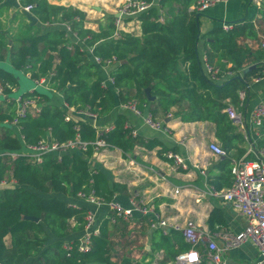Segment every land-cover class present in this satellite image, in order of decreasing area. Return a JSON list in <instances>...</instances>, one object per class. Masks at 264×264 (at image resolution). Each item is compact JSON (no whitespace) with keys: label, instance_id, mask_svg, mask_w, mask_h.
<instances>
[{"label":"trees","instance_id":"16d2710c","mask_svg":"<svg viewBox=\"0 0 264 264\" xmlns=\"http://www.w3.org/2000/svg\"><path fill=\"white\" fill-rule=\"evenodd\" d=\"M20 2L33 5L32 14L42 24H69L72 33L85 40L82 47L70 42L63 28L43 33L37 26L26 25L8 49L12 67L29 74L32 80L54 73L48 80L49 88L62 93L68 107L78 112L90 111L100 120L116 103L138 100L141 108L149 105V112L156 119L176 108L174 115L182 122L215 123L216 135L228 150L236 149V143L243 139L224 110L229 107L227 100L241 103L240 93L248 92L262 71L257 57H264V51L252 48L247 41H260L264 9L259 10L261 20L257 23L246 19L234 23L230 31L217 28L202 35L201 14L190 10L195 0H161L162 12L151 8L139 17L142 38L124 33L115 38V20H110L107 32L96 35L85 28L86 15L78 9L53 6L47 0ZM4 8L0 7V11ZM99 39L106 40L97 45ZM201 41L207 61L234 76L219 83L205 74L199 52ZM5 46L0 42L1 50H6ZM88 49L102 61L116 58L117 64L109 70L114 89L118 90L116 95L103 85L97 66L88 58ZM228 63L232 65L229 70L225 68ZM18 86V78L0 67L4 94L10 96ZM149 87L156 97L154 102H149L145 94ZM22 97H38L41 110L36 116L28 113L19 120V138L11 127L16 118L15 102L4 101L0 107V182L8 176L15 183L0 188V264H144L132 252L123 251L120 241L130 239L129 222L116 219L113 212L101 222L99 233L91 237L89 251L80 252L78 240L71 243L68 251L65 240L83 230L88 214L87 208L75 207L68 201L77 199L79 193H93L108 203L117 194L125 193V187L112 183L105 172L90 170L89 160L96 152L97 140L105 141L107 149H119L125 155L139 145L149 150L155 145L134 137L126 128L128 120L123 114L116 117L111 130L99 135L88 116L67 121L66 110L51 104L47 93L34 91ZM77 138L88 144L86 151L47 155L41 164L22 153L24 148L44 140L63 144ZM11 153L22 155L13 159ZM163 153H159L161 159L171 161ZM223 164L231 172V161L226 159ZM36 192L61 197H42ZM189 249L181 236L173 239L157 234L151 253L164 251L163 263H167Z\"/></svg>","mask_w":264,"mask_h":264},{"label":"crops","instance_id":"0c3cea01","mask_svg":"<svg viewBox=\"0 0 264 264\" xmlns=\"http://www.w3.org/2000/svg\"><path fill=\"white\" fill-rule=\"evenodd\" d=\"M47 1L53 6L72 7L82 11L86 15L85 28L98 35L108 31L110 20H115L118 15L117 10L125 0ZM146 1L152 4V8H157L160 11L161 0ZM20 5V0H4L0 5V7H5L4 10L0 11V21L7 23L9 15L11 19L9 22L10 30L12 25L16 26V23L12 24L13 20L16 18L18 21L20 18L25 19L19 9L22 8L23 10L28 5H21L22 7ZM261 5V7H258L256 0H228L227 2L212 6L204 12H198L201 14V34L205 35L214 29L222 28L223 24H234L246 19L257 23L258 20H261L259 10L264 9V0H262ZM139 17L125 18L123 26L118 29L120 35L124 33L141 37L143 29ZM26 25L31 26L30 21H27ZM35 26L43 33L63 28L66 30L70 42L78 43L84 47V43L75 34L68 31V24L53 23L52 25H44L38 20ZM259 30L262 31L259 34L260 41L258 43L247 41V43L254 49L261 48L264 51L261 46L264 40V26H261ZM7 31L5 30L2 33H8ZM105 40L99 39L97 45L103 44ZM9 47L11 46L9 45ZM199 52L203 62L205 59L203 41L199 44ZM94 57L92 50H89L88 58L97 66L99 75L105 86L114 91L116 95L118 90L114 89L109 70H105L102 66L98 65ZM263 62L264 57H257V64L261 65ZM231 67L232 65L228 63L225 68L229 70ZM218 68L221 70L220 67ZM26 75L31 79L29 74ZM230 77L226 75L219 83L227 81ZM47 90L50 92V103L65 109L70 119L77 121L84 120L87 117L86 111L78 112L75 108L68 107L64 102L62 93L52 89ZM245 93V99H241V103L239 104H233L230 100L226 101L229 107L236 109L244 121L243 127L235 126L236 132L241 134L243 139L238 141L236 149L232 150H228L223 140L217 137V125L215 123L209 121L182 122L180 118L174 115L177 111L176 108H173L167 116H160L158 118L159 121L164 123L166 130L151 129L144 123L142 118L123 110L121 108L122 103H116L114 109L105 117L100 120L96 118L92 121L97 130L105 131L108 128H113V122L116 117L119 114H123L128 120L126 128L131 131L134 137L139 138L145 144L152 142L155 145L152 150L146 149L144 145H139L130 154L126 155L119 149L110 150L106 148L96 151L93 158L89 160L91 171H103L112 183L125 187V193L117 194L113 201L125 207H129L133 200L138 201L150 208L160 219L168 222L170 226L169 231L167 234H164L160 229L151 227L150 219L152 216L149 218L135 214L134 219L125 221L129 222V237L133 238L137 236L145 242L143 251L139 248H136L137 251L131 250L135 258L144 260V264H176V259L175 261L163 263L165 258L164 251L151 253L153 238L157 234L173 239L181 236L191 249V245L186 241L182 232L176 230V227L180 229L184 228L189 221L195 223L205 238V244L198 246V250L201 253H204L205 245L208 241H215L222 247L224 242L219 236L225 233L236 235L247 226L248 222L246 219L230 203H227L221 197L213 195V191L221 192L227 190L233 184V175L224 166V160H230L232 168L233 161L235 160L241 158L247 161L256 160V155L253 151L264 148V123L261 126H257L254 124L252 118L254 109L260 105H264V78L258 82L252 81L248 92ZM144 106H146L145 112H149V105L145 104ZM11 127L15 134L21 138L18 128L16 126ZM211 143H216L225 149L227 156L218 157L211 152L209 148ZM164 151L167 152V155L163 153ZM22 153L26 154L27 148H24ZM159 153H163L171 161L161 159ZM170 153L181 156L185 167L176 166L174 160L168 157ZM3 181L6 180L4 179ZM7 183L9 186L15 184L14 181H8ZM9 186H2L0 188ZM36 193L42 197H61L58 194L44 195L39 192ZM68 202L75 207L87 208L88 213L94 214L98 229L101 222L112 212L106 204L93 205L80 198L69 200ZM84 236V228L71 234L65 240V248L67 249V246H70L73 241L78 240L81 242ZM6 243L10 245V237L6 238ZM188 251L182 252L179 255ZM134 252H137L136 255ZM138 252L140 255H137ZM223 258L226 264H255L260 259V253L253 243L246 242L240 248L226 252ZM201 264H209V262L205 260Z\"/></svg>","mask_w":264,"mask_h":264},{"label":"built area","instance_id":"2783aa9c","mask_svg":"<svg viewBox=\"0 0 264 264\" xmlns=\"http://www.w3.org/2000/svg\"><path fill=\"white\" fill-rule=\"evenodd\" d=\"M228 0H197L196 3L191 7L192 11L204 12L212 6L217 4L227 2ZM258 7H261L262 0H256ZM152 8V4L146 0H125L124 3L117 10V17L115 18L116 32L114 34L115 38H120L119 28L123 26V20L127 17H137L148 12ZM34 9L33 5H28L24 8L29 13H32ZM68 31H71V27L68 24ZM222 29L224 31H230L233 29V24H223ZM82 43L85 42L81 41ZM264 49V40L261 43ZM92 50V49H88ZM95 62L102 66L105 70H110L117 64L116 58H112L106 61L94 57ZM203 69L205 74L213 81H221L226 75L234 76L231 72L223 73L218 67L211 65L207 59L203 60ZM260 76L253 79V81L258 82L264 78V62L261 64ZM54 75L50 73L48 78H42L35 81L39 86L49 88V79ZM111 78V76H110ZM112 84H114L111 78ZM105 86V84L103 83ZM106 87V86H105ZM15 89H13L14 91ZM36 91V90H34ZM0 96L3 100H0V107L4 101H14L16 104V118L11 123L12 126H17L19 120L25 118L28 113L33 115H38L40 113L39 98H23L20 97L16 100L9 99V96L4 94V89L0 87ZM246 93L241 92L240 98L245 99ZM121 108L125 111L133 113L135 116L143 119L144 123L153 130H166L165 125L162 121L156 119L152 113L145 112L146 106L141 108L138 100H131L122 104ZM232 124L236 127H243L244 121L243 117L239 115L235 108L228 107L225 110ZM85 114L92 119H96L97 115L86 111ZM170 118V116H169ZM253 122L257 126H261L264 123V105L256 107L252 113ZM66 120H70L67 116ZM112 128H108L105 131H109ZM99 135L103 131H99ZM106 142L103 140H97L94 143L96 151L106 149ZM88 144L82 143L79 138L75 141H69L67 143L59 144L51 141H41L35 146L27 147L26 155L31 156L32 160L36 164H41L43 157L51 154H57L61 156L72 150L86 151ZM211 152H213L218 157L227 156V151L220 147L216 143H211L209 146ZM253 151V150H252ZM256 155V160L247 161L243 158L233 161L231 173L233 175L232 186L224 191L217 192L213 191V195L223 198L227 203H230L248 222L244 230L236 235L225 233L219 236L223 239V246L220 247L215 241H208L205 245L204 253L198 250L200 244H205V238L192 221L187 222L186 226L182 229L176 227V230H180L186 239V241L191 245V249L179 255L176 258V264H201L203 261H208L209 264H226L223 258L226 252L234 249L240 248L246 242L253 243L259 250L260 259L255 264H264V148L259 150H254ZM22 154L11 153V157L16 159ZM170 159H173L175 165L178 167H185L184 160L178 154L170 153L168 154ZM9 186L6 181L0 182V187ZM179 193V191H177ZM78 198L86 200L93 205H108L110 210L114 212L116 219H121L124 221H131L134 219L135 214H139L142 217L152 216L150 219L151 227L154 229H160L164 234L169 231V224L167 221L160 219L155 215L150 208L139 203L138 201H131L129 207H125L122 204L111 201L104 202L103 200L94 196L93 193L89 195L84 193H79ZM85 236L80 243V252L89 251L91 237L99 233V229L96 227V219L94 214L88 213L85 217ZM67 250H71V246H67Z\"/></svg>","mask_w":264,"mask_h":264},{"label":"rangeland","instance_id":"374dc122","mask_svg":"<svg viewBox=\"0 0 264 264\" xmlns=\"http://www.w3.org/2000/svg\"><path fill=\"white\" fill-rule=\"evenodd\" d=\"M21 5L25 6L22 3ZM19 10L21 12V15H23L27 20H25L24 18H20V20L18 21V19L16 18L15 20L12 21V24L16 23V26L12 25L11 30L9 27V22L11 21L9 15H8L7 23H3L2 21H0V42L7 45L5 46L7 48L6 49L7 51L0 49V60H1L0 67L13 73L19 80V86L9 96V99L11 100H16L27 93L33 92L34 90L40 93H47V94L50 93L45 87L39 86L34 80L29 79L25 72L15 70L11 65L10 55L8 51V49L11 47H9V45L12 46L14 42L20 37L22 33V28L24 27V25H26L27 21H29L28 17L24 13H22V8H20ZM5 30H8L7 31L8 33L3 34L2 32H5ZM10 31L12 32V34H10L11 33ZM142 37L143 35L140 38ZM0 100H3L2 96H0ZM5 180L7 182L9 181L8 176H6ZM7 242L9 243V241ZM120 242L122 243L123 251H128V252H132L131 250L137 251L136 248H139L143 251L145 245V242L137 236L130 239L127 238L122 239ZM131 242L132 244H130ZM134 253L136 255L137 252ZM137 255H140V253L138 252Z\"/></svg>","mask_w":264,"mask_h":264},{"label":"water","instance_id":"95a60500","mask_svg":"<svg viewBox=\"0 0 264 264\" xmlns=\"http://www.w3.org/2000/svg\"><path fill=\"white\" fill-rule=\"evenodd\" d=\"M22 12L28 17V19H29V21H30V23H31V26H35L37 23H38V19L34 16V14H32V13H29V12H27L26 10H22ZM253 68H255V66H253L252 67V69ZM145 94H146V96H147V98H148V100H149V102H154L155 100H156V97H154V96H152V93H151V88L149 87V88H147L146 90H145ZM92 121L94 120V119H92V118H90ZM28 219H32V220H34V221H36V222H39V219H37V218H28Z\"/></svg>","mask_w":264,"mask_h":264}]
</instances>
